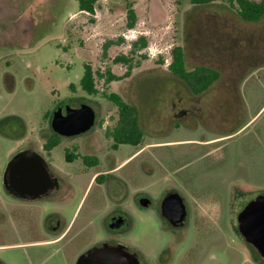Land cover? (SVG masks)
Returning a JSON list of instances; mask_svg holds the SVG:
<instances>
[{
	"label": "rangeland",
	"instance_id": "374dc122",
	"mask_svg": "<svg viewBox=\"0 0 264 264\" xmlns=\"http://www.w3.org/2000/svg\"><path fill=\"white\" fill-rule=\"evenodd\" d=\"M129 4L137 17L133 29L127 28ZM237 10L227 0H99L89 14L79 12L75 0H0V171L30 147L54 168L74 174L80 163L65 162L63 144L49 154L41 150L42 133L64 102L90 106L95 131L116 125L117 108L104 95L117 94L137 111L143 135L138 147L111 151L115 166L121 164L117 175L126 181L116 192L128 210V228H104L112 201L103 187L86 191L90 171L73 183L71 198L53 203L71 226L72 245L10 248L0 253L5 264H74L107 236L150 256L166 240L156 205L169 187L196 204L207 221L203 264L210 256L212 264H260L236 226L246 204L264 195V17L246 23ZM139 38L146 46L131 52ZM174 47L183 49L187 71L211 67L221 78L206 93L192 95L169 70ZM120 55L131 60L128 77L127 66L113 62ZM85 65L95 74V95L80 86ZM107 70L121 79L105 83L97 73ZM144 194L152 200L148 209L135 204Z\"/></svg>",
	"mask_w": 264,
	"mask_h": 264
},
{
	"label": "flooded vegetation",
	"instance_id": "af4514ba",
	"mask_svg": "<svg viewBox=\"0 0 264 264\" xmlns=\"http://www.w3.org/2000/svg\"><path fill=\"white\" fill-rule=\"evenodd\" d=\"M200 67L216 71L219 74L216 81L221 78V74L217 70L211 67ZM206 92L207 89L202 93ZM190 93L195 96L202 94H195L192 90ZM81 105V103L64 102L59 104L54 111L67 107L77 109ZM189 110L191 108L180 110L177 116L185 115ZM51 119L52 117L49 125ZM116 127L118 126H99L94 131L93 126L88 131L64 136L55 132L51 125L48 126V129L42 133L44 138L41 146L42 152L49 154L54 147L63 144L65 162L68 164L80 163L74 174H70L54 168L42 153L36 152L45 161L46 176L42 177V182L43 184L49 183L50 186L48 187L25 186L24 181L13 177L7 168L9 161L15 154L7 161L4 169L0 171V242H2L0 243V253L10 248L31 246L60 245L62 248L68 249V246H71L73 242L71 226L53 208V203L58 197L60 199L66 198V200L71 198L73 183L79 185V180L89 174L90 171L93 173L89 183H87L86 191L88 188L97 187L100 189L103 187L105 192H109L110 201H112L104 215V228L114 233L128 228V210L127 212L122 210L119 201L120 196L118 197L116 192L118 187L126 184V181L118 177L117 172L121 164L115 166L111 155V151L115 152L119 146L124 145L118 143V140L110 135ZM88 132L91 133L90 137H81ZM99 134L102 136L101 139L98 137ZM107 142H111V144L106 145ZM48 145L51 147L46 148ZM21 151H28V158L34 152L30 147L20 149L17 153ZM73 176L77 177V181L72 179ZM78 177H80L79 180ZM178 199L182 201L184 212L177 204ZM145 200L148 201L147 206L142 205ZM135 202L139 208L146 209L152 204L151 197L147 194L141 195ZM157 204L156 213L163 225L166 240L157 248L155 253L146 256L141 251L117 241L113 236H107L103 241L80 252L74 264H77L83 255L81 264H203L201 233L205 229L203 227L206 226L207 221L201 219L198 206L187 203L183 194L176 187H169L164 190ZM182 215H184L183 218ZM236 230L238 232L237 226ZM239 236L254 257L257 258V262L264 264V259L260 257L256 249L251 244L246 243L240 234ZM11 237L18 243L10 245L9 239ZM26 238L29 239L26 240ZM214 247L213 243L210 242L208 251L211 252ZM65 255L67 256V253ZM0 264H5L1 258ZM204 264H212V256L207 258Z\"/></svg>",
	"mask_w": 264,
	"mask_h": 264
},
{
	"label": "trees",
	"instance_id": "16d2710c",
	"mask_svg": "<svg viewBox=\"0 0 264 264\" xmlns=\"http://www.w3.org/2000/svg\"><path fill=\"white\" fill-rule=\"evenodd\" d=\"M78 5L79 12H86L93 14L95 10V4L99 0H75ZM210 0H190L194 5L204 4ZM230 5L236 4L238 8V16L244 22H257L264 17V0L260 2H254L252 0H227ZM127 17V28L133 29L136 24V14L133 7L129 4L126 9ZM110 43L105 45V49ZM146 41L144 38H139L136 42H133L131 52L135 51L136 48H144ZM115 64H123L127 66V71L123 77H128L132 70L131 60L127 55L116 56L113 59ZM170 72L176 77L183 80L190 89L195 93L199 94L208 89L212 83L218 79V73L210 69L197 67L192 71H187L184 67V54L181 47H174L172 49V60L169 64ZM97 76L104 79V82L109 84L113 81H119L121 77L115 76L109 70L103 74L98 72ZM80 86L84 92L88 95L97 94L95 86V74L89 65L84 66V73L80 80ZM104 98L109 100L117 108L118 121L115 126V130L110 134L118 140V143L124 145H131L138 147L142 141V132L138 125V115L135 108L126 104L120 96L111 93L104 95ZM51 145L46 146L50 148ZM257 260V258H255Z\"/></svg>",
	"mask_w": 264,
	"mask_h": 264
},
{
	"label": "water",
	"instance_id": "95a60500",
	"mask_svg": "<svg viewBox=\"0 0 264 264\" xmlns=\"http://www.w3.org/2000/svg\"><path fill=\"white\" fill-rule=\"evenodd\" d=\"M94 124L95 112L86 104H82L77 109L59 108L53 113L50 122L52 129L64 136L88 131ZM27 152L21 151L9 161L7 168L11 175L17 179L20 178L27 187L50 186L49 183L42 182V177L46 176L44 159L36 152H32L28 158ZM177 204L184 212L181 199L177 200ZM142 205L147 206L148 201L145 200ZM237 228L245 242L251 244L264 259V195L257 196L240 211L237 215ZM83 258L84 255L79 258L77 264H81Z\"/></svg>",
	"mask_w": 264,
	"mask_h": 264
}]
</instances>
